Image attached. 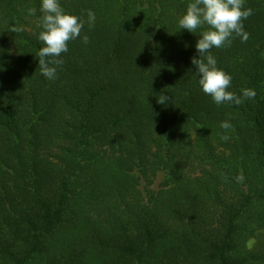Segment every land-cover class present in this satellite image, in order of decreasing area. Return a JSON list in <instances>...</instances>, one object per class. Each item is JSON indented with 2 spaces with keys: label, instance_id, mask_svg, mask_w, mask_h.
Wrapping results in <instances>:
<instances>
[{
  "label": "trees",
  "instance_id": "16d2710c",
  "mask_svg": "<svg viewBox=\"0 0 264 264\" xmlns=\"http://www.w3.org/2000/svg\"><path fill=\"white\" fill-rule=\"evenodd\" d=\"M190 2L59 0L85 24L49 80L41 0H0V264H264V0L211 50L238 106L198 83Z\"/></svg>",
  "mask_w": 264,
  "mask_h": 264
},
{
  "label": "clouds",
  "instance_id": "9594fccd",
  "mask_svg": "<svg viewBox=\"0 0 264 264\" xmlns=\"http://www.w3.org/2000/svg\"><path fill=\"white\" fill-rule=\"evenodd\" d=\"M244 5L245 0H192L188 3L185 14L178 20L180 29H187L192 33L207 25L195 45L199 58L192 57L191 63L196 67L202 91L217 105L238 106L256 96L255 90L251 88H243L241 95L229 91L232 77L217 66V60L211 54L213 48L230 47L236 37H239L242 43L247 42L250 34L244 30L243 21L253 14V9L245 8ZM27 11L29 15L36 14L34 7L28 8ZM40 12L42 15L38 27L41 31L37 38L44 46L36 54L39 58V70L45 78L54 80L57 66L64 63L61 55L68 51L70 41L81 37L85 21L66 12L59 0H41ZM87 16V23L91 28L95 23V13L88 10ZM9 30L19 33L24 29L22 26H12ZM82 42L89 43V36L83 35ZM169 100L170 97L165 94L157 97L160 104ZM220 127L227 131L233 126L230 122L223 121ZM221 139L227 141L229 136L221 134ZM235 179L242 182L245 177L241 173Z\"/></svg>",
  "mask_w": 264,
  "mask_h": 264
},
{
  "label": "rangeland",
  "instance_id": "374dc122",
  "mask_svg": "<svg viewBox=\"0 0 264 264\" xmlns=\"http://www.w3.org/2000/svg\"><path fill=\"white\" fill-rule=\"evenodd\" d=\"M161 182V178L159 180H157V184ZM253 244H255L254 241L251 242L250 246H253Z\"/></svg>",
  "mask_w": 264,
  "mask_h": 264
}]
</instances>
